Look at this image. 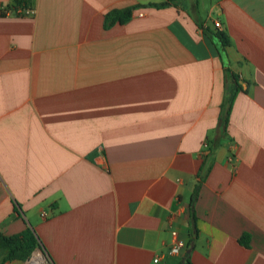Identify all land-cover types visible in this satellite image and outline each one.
<instances>
[{
  "label": "crops",
  "instance_id": "obj_1",
  "mask_svg": "<svg viewBox=\"0 0 264 264\" xmlns=\"http://www.w3.org/2000/svg\"><path fill=\"white\" fill-rule=\"evenodd\" d=\"M167 1L0 0L5 264H264V0Z\"/></svg>",
  "mask_w": 264,
  "mask_h": 264
},
{
  "label": "trees",
  "instance_id": "obj_2",
  "mask_svg": "<svg viewBox=\"0 0 264 264\" xmlns=\"http://www.w3.org/2000/svg\"><path fill=\"white\" fill-rule=\"evenodd\" d=\"M175 0H169L157 6H167L173 3ZM32 8L33 7V0H15V8ZM133 8H127L123 10H113L106 15V24L112 25L116 22L124 23L128 21L132 16ZM0 14H4V11H0ZM226 43V42H225ZM240 88V87H239ZM238 90V89H237ZM234 95L227 98V103L222 107V114H221V126L225 131L228 121L229 115L231 112V106L233 103ZM214 145L210 147V149H214L216 145L219 144V140L211 141ZM210 166L206 167V163L201 168L200 178L203 179V175H206L209 172ZM202 181V180H201ZM201 181L199 183H201ZM199 193V184L196 186L195 191L192 195L190 207L192 210V218L193 220L196 219L195 212L193 210L195 201L197 200ZM242 243L246 246H249V236L244 235L242 238ZM40 246V241L38 236L36 235L35 231L28 227L23 233L16 234L12 236H5L0 234V264H5L11 260H26L28 259L34 250ZM184 264H194L190 257H186Z\"/></svg>",
  "mask_w": 264,
  "mask_h": 264
},
{
  "label": "built area",
  "instance_id": "obj_3",
  "mask_svg": "<svg viewBox=\"0 0 264 264\" xmlns=\"http://www.w3.org/2000/svg\"><path fill=\"white\" fill-rule=\"evenodd\" d=\"M24 11L26 13H32L33 12L32 9H25ZM216 26L217 27H221V23L217 22ZM171 234H172L173 242H172V245L170 247L169 253L171 255H179L180 252L182 251V249L185 247L186 243H185V241L183 239H181L179 237V234H178V232L175 229H173L171 231ZM154 261L158 262L159 258H156Z\"/></svg>",
  "mask_w": 264,
  "mask_h": 264
},
{
  "label": "bare ground",
  "instance_id": "obj_4",
  "mask_svg": "<svg viewBox=\"0 0 264 264\" xmlns=\"http://www.w3.org/2000/svg\"><path fill=\"white\" fill-rule=\"evenodd\" d=\"M35 258H36V261H41L43 257H42V255H41V253L38 252V253H36Z\"/></svg>",
  "mask_w": 264,
  "mask_h": 264
},
{
  "label": "rangeland",
  "instance_id": "obj_5",
  "mask_svg": "<svg viewBox=\"0 0 264 264\" xmlns=\"http://www.w3.org/2000/svg\"><path fill=\"white\" fill-rule=\"evenodd\" d=\"M39 252V251H38Z\"/></svg>",
  "mask_w": 264,
  "mask_h": 264
}]
</instances>
